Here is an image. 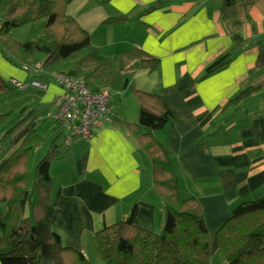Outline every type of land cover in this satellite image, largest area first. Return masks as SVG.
<instances>
[{
  "label": "crops",
  "instance_id": "obj_1",
  "mask_svg": "<svg viewBox=\"0 0 264 264\" xmlns=\"http://www.w3.org/2000/svg\"><path fill=\"white\" fill-rule=\"evenodd\" d=\"M156 1L73 0L67 12L103 57L142 49L160 60L158 71L131 83L159 94L172 111L173 120L155 136L172 154L181 188L198 199L214 237L238 204L264 195V88L231 111V117L230 110L224 111L238 93L264 81V66L257 65L264 54V0H236L226 10L225 0H173L145 14ZM120 16L128 20L108 24ZM233 49L238 50L227 66L202 78L210 64ZM56 75L27 72L0 51V77L7 83L23 82L27 89L23 90L27 95L14 99L25 100L24 104L12 109L27 120L7 145H0V170L31 131L48 134L38 148L42 155L53 142L59 146V157L50 169L48 220L65 246L93 261L89 243L93 241L94 248L95 233L103 225L128 220L136 209L138 227L160 231L166 211L152 186L149 159L127 131L110 122L101 123L90 140L77 136L64 145L65 138L62 143L54 138L63 125L56 119V102L63 92ZM9 99L0 100V115ZM112 107L114 118L138 120V115L131 118ZM50 118L58 126H49ZM6 213L1 204L0 222Z\"/></svg>",
  "mask_w": 264,
  "mask_h": 264
},
{
  "label": "trees",
  "instance_id": "obj_2",
  "mask_svg": "<svg viewBox=\"0 0 264 264\" xmlns=\"http://www.w3.org/2000/svg\"><path fill=\"white\" fill-rule=\"evenodd\" d=\"M72 1L0 0V51L8 61L27 72L41 70L81 79L93 92L106 90L112 97L131 89L136 97L138 120L113 116L111 123L127 131L148 157L152 186L164 203L166 219L161 234L138 227L136 209L128 220L103 225L94 236L102 262L209 264L213 254L221 251L226 264H264V195L238 204L216 235H210L198 199L181 188L179 167L167 146L155 136L173 120L172 111L159 94L139 90L131 83V77L139 71L150 74L158 71L160 60L142 49L103 57L90 35L68 15ZM172 1L158 0L144 13L159 10ZM235 1L225 0L222 10ZM126 19L112 18L108 24ZM41 20H46V27L37 40L19 42L10 36L13 29ZM239 44L242 41L238 37L236 46L240 47ZM236 50L216 59L202 78L227 66ZM257 65L264 66V54ZM263 88L264 81L233 97L224 107V111L230 110L227 117L247 97ZM15 91V87L0 77V100L11 98ZM9 116L11 113L0 115V137L4 138L0 145H6L27 120L22 119L3 132ZM43 142L39 132L31 131L0 170V205L7 208L0 222V261L2 264H93L84 253L65 246L48 220L53 190L50 169L59 157V146L53 142L52 149L36 161V151Z\"/></svg>",
  "mask_w": 264,
  "mask_h": 264
},
{
  "label": "built area",
  "instance_id": "obj_3",
  "mask_svg": "<svg viewBox=\"0 0 264 264\" xmlns=\"http://www.w3.org/2000/svg\"><path fill=\"white\" fill-rule=\"evenodd\" d=\"M56 82L63 89L56 102V119L70 130L65 136L64 144H69L77 136L90 140L101 123L112 121L114 110L109 91L93 92L83 80L62 74L56 75ZM9 83L21 91L26 89V85L18 80L11 79ZM33 84L40 85L37 82Z\"/></svg>",
  "mask_w": 264,
  "mask_h": 264
},
{
  "label": "rangeland",
  "instance_id": "obj_4",
  "mask_svg": "<svg viewBox=\"0 0 264 264\" xmlns=\"http://www.w3.org/2000/svg\"><path fill=\"white\" fill-rule=\"evenodd\" d=\"M46 27V20H41L29 25H25L19 28H15L10 32V36L12 38H14L16 41L19 42H27V41H35L38 38H40L45 30ZM146 76V72L144 71H139L135 74V76L133 75L131 77V82L134 83V81L136 80L135 77H137L138 80H140V82H142V78H144ZM27 90V89H26ZM25 90V91H26ZM25 91H21L19 89H16L15 93L11 96V99H9V101H7L5 108V114L6 113H11V116H9V121L6 125V129L9 130L11 128H13L18 122L22 121V115H20V113L18 112H14V110H12L14 107L19 108V105H23L25 100H18L19 102H14V99L17 97V95H27V93ZM22 92L25 94H22ZM16 95V96H15ZM15 96V97H14ZM14 97V98H13ZM112 105L120 111H123L125 113H127L131 118H135L136 115H138V107H137V101H136V97L133 94V92L130 90L122 93V94H118L115 93L112 97ZM135 115V117H134ZM21 119V120H20ZM42 119V118H41ZM53 119L54 118H50L49 119V126L51 125H57L56 123L53 124ZM44 120V119H43ZM44 123V122H43ZM58 126V125H57ZM68 127H66L65 125H61L59 127V129L57 130V134L55 135L54 138H57L59 143H62V140L65 138V136L69 133V129ZM66 132H68L66 134ZM66 134V135H65ZM48 134H46L45 132L42 133V136L44 139H46ZM3 136L0 137V142L3 143ZM54 140V139H53ZM0 143V144H1ZM8 144V143H7ZM6 144V145H7ZM65 145V144H64ZM39 152V154H38ZM37 154H36V161H39L43 158V156L47 153H44V155H42V148L40 150H38ZM144 170L148 171V166H146V168H144ZM163 231H156L157 233L161 234ZM218 232V231H217ZM88 241L90 242L91 239H88ZM95 241V240H94ZM93 241H91L89 243L91 249V254H94V259H93V264H104L99 256V254L96 251V248L94 246L93 248ZM209 264H226V259L224 257V254L221 251H217L216 253L213 254V256L210 259Z\"/></svg>",
  "mask_w": 264,
  "mask_h": 264
}]
</instances>
